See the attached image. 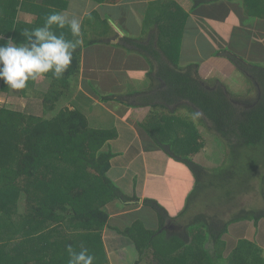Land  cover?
<instances>
[{
  "label": "trees",
  "instance_id": "1",
  "mask_svg": "<svg viewBox=\"0 0 264 264\" xmlns=\"http://www.w3.org/2000/svg\"><path fill=\"white\" fill-rule=\"evenodd\" d=\"M10 1L3 6L6 17H0V44H6L9 39L19 44L18 25L15 21L18 9L20 5L25 11L31 7L29 0ZM94 1L99 4H118L122 0ZM190 1L193 5L191 10L195 14L210 4H215L217 9L230 11L222 5L233 3L241 10L238 26L246 28L242 30L243 35L249 39L254 37L256 46L234 52L226 48L216 51L214 55H222L250 80L257 92L255 100L235 101L223 84L218 82L209 86L200 78L199 63L180 66L179 50L188 15L174 0H157L151 3L142 35L136 38L125 37L122 39L125 43L116 45L131 53L134 51L130 47L136 45L131 41L142 40L146 35L152 37V43L136 45L150 67L147 75L151 81L150 93L137 97L135 103H131L122 97L128 98L135 93L126 95L124 92H117L118 94L101 96L103 94L100 93L98 83H85L86 88L109 107L114 101H119L131 109L150 108L147 117L134 125L144 134L142 141L147 149L163 151L173 162L184 167L183 173H178L177 176L190 181L192 185L187 196L189 203L185 204L178 216L170 218L160 203L146 198L144 207L155 211L158 219L154 228L147 227L142 219L136 218L137 213L129 215L134 219L124 229L112 225L111 215L105 208L108 200L117 199L124 205L137 207L140 198L125 194L108 176L111 161L117 155L111 142L120 138L119 129L113 123L106 125L110 126L107 128L91 126L90 117L80 104L84 102L87 107L92 108V100L83 91H76L83 49L97 44L109 45L108 40L116 35L108 19H102L97 12H92L81 25L83 44L73 54L68 71L60 79H55L50 74L45 76L49 81L48 90L39 91L35 95L41 100L42 114H29L10 108L0 110V146L2 152L5 151L0 157V240L3 239V242L0 241V264H68L69 245L75 251L86 248L95 257L94 264H110L103 240L105 229L116 230L133 242L138 254V260L134 264H140L149 250L154 252L159 264H188L183 256L178 262L172 258L179 252L192 250L191 246L197 238L203 239L210 245V249L205 248L192 255L191 264H264V249L256 241L238 239L225 257L229 242L227 244L223 240L229 227L235 222L247 220L258 225L264 220V209L255 213L244 208L227 221L222 220L217 211L212 214L206 211L198 213L195 219L185 221L186 226L176 222L189 214L191 203L194 205V202H190L191 198L192 201L195 199L194 189L201 185L199 183L202 180L207 183L211 179L210 188L217 187L225 193L226 200L231 201L238 197L243 184H248L251 179L254 183L262 172L257 180L260 181V194L264 198V0ZM173 6L175 12H171ZM56 30L57 35L66 32L69 39H72L67 28ZM2 34L8 39L2 38ZM162 35L167 40L161 39ZM249 50L251 59L242 54ZM35 84L36 81H30L27 89L22 90L21 97H31ZM181 110H187L182 117L181 113L179 115ZM191 117L202 124L199 127L216 134L225 143L224 151L227 152L225 161L220 166L209 169L194 160L193 157L202 150L205 140L199 130L195 134L196 126H193L192 123L195 122ZM98 120L96 118L97 122ZM97 125L103 124L98 122ZM55 157H68L78 166L81 175H76L75 183L82 184L83 190L75 193L76 187L81 188L77 184L72 189L63 185L55 188V178L51 179L50 175L54 174L50 167H53L52 160ZM171 170L174 175L176 168L171 167ZM244 174L246 179L241 186L234 185V181H239ZM213 178L215 179L212 180ZM219 180L221 184H215ZM196 182L199 185L196 186ZM58 189L63 195L74 198L89 195L90 203L95 206L82 212L74 207L70 210L67 201H61L63 199L57 195ZM253 190L255 186L251 192ZM21 192L26 193L29 198L34 197V201L28 202L25 222L19 228L27 238L20 243L14 238L13 242L18 243H12L5 240V233L16 228L18 223L15 219L18 216H15L16 208L9 206L8 198L15 194L18 196ZM223 200L225 197L219 202ZM80 205H83V201ZM170 220L177 225L169 223ZM65 222L68 223L70 232H57ZM48 224L53 226H47ZM174 226L177 228L174 229ZM192 230H197L200 237L194 236L193 240ZM35 231L49 233L47 237H42V233L36 239L32 237Z\"/></svg>",
  "mask_w": 264,
  "mask_h": 264
},
{
  "label": "crops",
  "instance_id": "2",
  "mask_svg": "<svg viewBox=\"0 0 264 264\" xmlns=\"http://www.w3.org/2000/svg\"><path fill=\"white\" fill-rule=\"evenodd\" d=\"M156 1L157 0H122L118 4H99L94 0H29L31 5L30 9L25 11L20 5L18 15L15 19L16 24L18 25L17 33L20 34L17 36L18 43L24 41V37L21 34L23 31L43 26L46 16L56 11L63 13L68 19H79L81 25L87 15L92 12H97L102 19H108L116 32V35H113L108 40L111 45L97 44L83 49L79 80L81 81V85H83V89L80 91H83L86 96L90 97L95 105L93 106L92 104V108L87 107L86 103H83L82 105L80 104V106H86L87 108L85 109H91V114L96 106L100 109L103 108L102 112L105 114V119L108 121L107 125L112 124L111 116H113L114 119L112 125L116 126L120 132V138L111 142L113 150L117 155L111 161L112 167L108 176L113 178L111 179L114 183L121 184L127 195H137V197L140 198L137 207L129 205L118 207L116 201L113 203V207L116 208L115 211H112L109 208L112 203L105 206L106 210L111 215L112 225L117 226L119 229H124L129 221L134 219L129 217L132 213H137L136 218L139 217L142 219L147 227H155L156 218L153 216H151V218L150 215L146 213L149 208H145L143 205L146 198L155 199L161 206L165 207L170 218L178 216L185 207L184 201L189 194L188 191H191L192 186L189 183L190 181H184L183 178L177 176L180 173H183L184 167L182 165L173 162L163 151L149 150L143 144L140 132L136 129L134 123L137 124V122L143 121L149 114L150 108L136 107L131 109L125 105V110L121 112H116L115 110L110 111L107 108L109 107L108 104L101 103L99 99L96 98L95 93L90 92L85 86L86 81H95L99 84V80L104 79L107 87L105 93L113 92L111 86L107 85L108 80H110L111 84L114 86H117L118 88L120 87L117 90L118 92L125 93L126 85L125 87H122L125 83L132 85L131 89L142 90L143 92L135 93L131 96L135 99L145 93L151 92V81L150 78L147 77L150 67L141 54L142 52L140 53V49L136 45L137 43H152V37L146 35L142 40L131 41V43L136 44L130 47L131 51H134L131 53H127L124 49L116 47V45L125 43L122 40L125 37L136 38L142 35L148 7L151 3H155ZM20 2H23V0H20ZM174 2L188 15L182 43H194L196 45V56L195 58H190L189 61H195L193 63H201L200 67L204 62H213L219 67L224 66L223 69H220H222V72L229 75V77L224 76V84L228 85V83L234 80V77L238 76V74L233 72L228 60L222 57V55L215 56L214 53L226 48L233 52L240 50L243 51V48L247 47L253 49L257 44L254 41V37L249 39L243 35L242 30L246 28L238 26L241 10L233 3L222 5L230 11H226L224 8L217 9L215 4H210L204 6L200 13L195 14L191 10L193 5L190 0H174ZM4 4L5 0H0V16H4ZM175 11L176 9L173 6L171 12ZM165 20L166 18H164V21ZM53 27L57 32L58 30H56L55 26ZM153 31L155 30H152V32ZM1 36L2 38L4 37L8 39L3 34ZM162 38L167 40L165 35H162L161 39ZM262 49L264 50V42L262 43ZM244 52H242V54H244L247 59L252 58L250 50ZM103 56L108 57L105 62L108 64V69H110V74H112L111 76H109V71L107 72L106 70L97 67L99 65V59ZM109 57L114 59V67L109 66ZM130 77L133 78V80H131ZM44 78L47 79L46 77ZM143 79L146 83L144 85L139 84L140 80ZM238 79L239 78H236L234 80L235 83ZM235 83L232 82L231 84ZM47 86L49 88V85ZM37 92H39L38 89L33 90L31 92V97L38 99L35 96ZM21 93L22 90L11 92V89L7 88V85L0 81V110L8 108L7 100L9 101V97L23 99ZM129 98L130 97L125 98V101ZM112 106L114 107L113 104ZM112 106L109 108H112ZM14 110L24 112L21 109ZM102 112L101 110L99 111L98 122L100 124H103V119L101 118ZM87 116L89 117L88 114ZM126 118L132 121V123ZM2 154H5V151L2 152V147L0 146V157ZM193 158L195 160L196 155ZM171 167L176 168L174 175L171 174L173 173L171 172ZM136 182L139 184L137 185ZM184 182H187V186ZM181 188L183 190L180 192L181 196H179L177 193ZM178 197L182 198V200H178ZM170 222L175 224V221L173 220H170L169 223ZM247 222L244 223L243 226L237 227L236 225H233L229 227V230L231 229L234 231V235H232L230 231L231 235L229 237L230 239H228L230 241H228L229 245L225 252V257L229 255L233 246L240 238L254 240L264 249V221L259 223L258 228L254 227L255 225L252 222H248L249 224L246 225ZM176 228L177 226H174V229ZM36 234L40 235L42 232L35 231L32 234V237L35 238ZM19 235L20 236H16L17 240L18 237L19 239H21V237L22 239L27 238L25 234L21 235L19 233ZM103 240L109 255L110 264H134L138 260V255L134 249L133 242L122 236L119 232H116V230L105 229ZM183 254L184 252H179L173 256L172 260L175 262L180 261V257L183 256ZM147 255L156 257L151 250H149V253H146L145 256ZM145 256L140 264H149V261L145 260ZM158 261V258H156L155 262L157 264Z\"/></svg>",
  "mask_w": 264,
  "mask_h": 264
},
{
  "label": "rangeland",
  "instance_id": "3",
  "mask_svg": "<svg viewBox=\"0 0 264 264\" xmlns=\"http://www.w3.org/2000/svg\"><path fill=\"white\" fill-rule=\"evenodd\" d=\"M4 1V0H3ZM10 2L9 0H5V3ZM214 5V4H213ZM11 12V11H10ZM1 17V16H0ZM2 17H6V15L2 16ZM20 35V34H18ZM65 38L69 39L68 35L66 34V32L64 33ZM237 45V44H236ZM196 45L194 43H181L180 45V50H179V63L180 66L182 67H186L187 64L193 63L195 61H189L190 58H195V51H196ZM205 55V54H204ZM108 57L103 56L101 59H99V65L97 66L98 68H102L104 70H106L107 72L109 71V76H111L112 74L110 69H108V64L105 62V60ZM113 58L111 59L109 57V66L110 67H114L113 65ZM247 60V59H246ZM231 69L233 70V72H235L236 74H238V76L234 77V80L236 78H239L237 80V82L235 83L234 80H232L230 83H228V85L224 84L225 80H224V76L225 77H229V75H227L226 73L222 72L223 67H219L216 63L213 62H208V63H203V65L199 68L200 69V78L205 80V82L208 83L209 86L215 85L218 82L223 84L224 86H226V88L229 90V92L232 95V98L236 101V100H247V101H253L255 100L256 96H257V92L256 89L253 87V84L250 82V80L244 76L243 74H241L240 72H238L236 70V68H234V66L229 62ZM113 65V66H112ZM179 65V64H178ZM201 65V63H200ZM106 67V68H103ZM222 68V69H220ZM237 72H236V71ZM88 73V72H87ZM215 74V76H214ZM131 80H133V78L130 77ZM124 82V81H123ZM232 82H234L235 84H231ZM146 82L143 80H140L139 84L144 85ZM227 83V82H226ZM89 84V83H88ZM123 84V83H122ZM35 89H38L39 91H46L49 85V81L48 79L42 78L36 81L35 84ZM107 85H110L111 88L113 89V92L111 93H105L107 91V87L105 85V81L104 79H100L99 80V88H100V93L103 94L101 96H107V95H111V94H118L117 90L120 88H118L117 86H114L113 84H111V81L108 80L107 81ZM126 85V91L125 94H133V93H139V92H143L142 90L139 89H131L132 86H129L130 84H124L122 85V87H125ZM91 86L93 87V84H91ZM76 91H80L81 89H83V85H81V81L79 80V83L76 84ZM11 92H15L14 90L11 89ZM32 92V91H31ZM33 98V99H32ZM74 98V97H73ZM123 100H125L124 97H122ZM135 98L130 97L129 99H127V101L131 102V103H135ZM7 106L8 108L11 109H21L22 111H24L25 113H31V114H35V115H41L42 114V103L40 99H36L35 97H31V98H23V99H14L12 97H9V101L7 100ZM17 102V104H16ZM66 103V102H65ZM84 102H82L83 104ZM93 106L94 105V101H92ZM114 107L112 106V108L107 107L110 111L115 110L116 112H121L123 110H125V105L119 101H114L113 102ZM67 106H70L69 104H66ZM72 108V107H70ZM81 108H83V111H86V113L89 115L90 117V121H91V126L93 127H97V128H107L110 126H106L107 125V120L105 119V114L102 112L103 108H99V107H95L94 111H92V114L90 113L89 109H85L87 108L86 106H81ZM173 109V108H172ZM101 110L102 112V116L101 118L103 119V125H97V121L96 118H99V111ZM187 110H181V112H179V115L181 113V117L184 115V113ZM84 113V112H83ZM85 114V113H84ZM96 117V118H95ZM112 117V123H113V116ZM191 119L195 122L192 123L193 126H196L195 129V134H197L198 130L202 136V139H204V145L202 150L196 154V159L195 161L202 165L203 167L212 169L215 167L220 166L221 164H223V162L225 161V155L227 151L226 150V145L223 142V140L221 138H219L216 134L210 132L209 130H206L203 127H199L202 124L199 123V121L196 120L195 117H191ZM198 127V128H197ZM142 131L140 130V136L143 138L144 134L142 133ZM199 134V133H198ZM227 162L229 163L228 159H226ZM53 167H50V169H52L53 173L55 174H51V179H53V177L55 178L54 181V185L55 188H59L61 185H63L65 188H73L75 184V177L76 175H81V170H79L78 166L76 164H74L70 159H68V157H66V159H60L55 157L53 160ZM227 163V164H228ZM79 172V173H78ZM264 172V171H263ZM261 173L258 174L257 179H259V177L261 176ZM112 178V177H110ZM209 178V177H207ZM113 179V178H112ZM215 178H213L212 180H214ZM246 176L241 175L240 180H235L234 185H240L243 181H245ZM255 180L254 183L252 182V179L249 181V183H245L243 184L242 187H240V193L238 195V197L234 200L228 201L226 200V196L224 195L225 193H223L222 191H220L217 187L214 186L213 189L210 188V181L211 179L208 180L207 183H205L204 180H202L201 185H199L197 182L195 183V185H199L194 189V200L192 201V198L190 200V202H194V205H192L191 203V207H190V211L189 214L181 219V220H176V222H180V223H184L183 225L186 226L185 224L191 220L192 218L195 219L197 217V214L200 212H210L211 214L215 211H217L219 213L220 216H222V220H226L227 219H231L233 215L237 214L239 210L241 209H246L247 211H255V213L257 212V210H263L264 209V198L261 196L260 194V181L259 180ZM214 182V181H213ZM85 183V182H82ZM137 185L139 184L138 182H136ZM187 186V182H184ZM125 194L126 191L125 189L121 186V184L115 183ZM215 184H221V180H219V182L215 183ZM80 185L81 188H77L74 189L76 190L75 193H78V191L83 190V185L82 184H77ZM255 186V190L252 191L253 187ZM59 190V189H58ZM183 189L181 188V190L177 193L179 196L180 192ZM190 191H188L189 193ZM66 194V193H65ZM90 194V193H89ZM240 194H242L240 196ZM57 195L63 199L61 201L68 203V206L71 209H76L78 212H82L86 209H89L91 207H94L95 205H92V202L90 203L89 200V195L80 197V198H74L73 196H68V195H63L61 193V191L59 190V192H57ZM61 195V196H60ZM223 197H225V200H223L222 202H219ZM34 197L29 198L27 196L26 193L21 192V194H19L18 196L15 195H11L10 198H8V204L11 208H16V214L15 216H18L15 220L18 223V225L16 226L15 229H13L12 231H8V233H5V240L12 242V243H20L23 239L21 237V239L18 240L16 239V236H20L19 233L22 235V233L20 232L21 228V224L23 222H25V216H26V207L28 202L30 201H34L33 200ZM66 201H65V200ZM178 200H182V198L178 197ZM189 198H186L184 203L187 204L189 203ZM188 200V201H187ZM83 201V205H80V203ZM93 201V200H92ZM114 201H116V205L118 207H122V205H124L122 202H120L119 200H108L105 205H110V203H112L109 208L112 211H115L116 208L113 207V203ZM99 202V201H98ZM98 202H96L98 204ZM45 203V202H44ZM74 207V208H72ZM165 208V207H164ZM216 208V209H215ZM205 209H211V210H205ZM28 212V211H27ZM150 216H153L156 218V212L148 209L147 212ZM2 219V218H0ZM185 221H187L185 223ZM264 221V220H262ZM158 222V220H157ZM247 220L245 221H238L235 222L233 224H231V226L236 225L237 227L239 226H243L244 223H246ZM248 222H252L254 223V227L258 228L259 224L257 225L254 221H248ZM247 222L246 225H248L249 223ZM176 224V223H175ZM56 225V224H55ZM177 225V224H176ZM245 225V226H246ZM47 226H53L52 224H48ZM47 229V228H46ZM45 229V230H46ZM59 229H61L60 231L57 232H62V231H66V232H70V228L68 226V223H64L63 226H61ZM234 229V228H233ZM264 230V228H263ZM230 231L232 233V235H234V231L233 230H229L228 233H226L223 237V240L225 242H227L228 244V239H230ZM44 233V232H42ZM49 231H47L46 233H44L42 235L43 236H48ZM39 234L35 235V238L39 237ZM194 236L200 237L197 230H192L191 231V238L194 240ZM15 238V241L18 242H13ZM202 238V237H201ZM0 241L3 242V239H1ZM207 243H205V241L203 239H195L194 244L191 246L192 250H187L184 252V259H186L188 262V264H191L192 262V255L198 253L199 251L202 252L203 249L207 248L210 249V245H206ZM135 249V247H134ZM136 250V249H135ZM146 253H149V251H147ZM138 255V254H137ZM206 257V256H205ZM145 260L149 261V264H157L156 261V257H152V255H147L145 256ZM226 263V262H225ZM148 264V263H147ZM159 264V263H158ZM221 264H224L223 262H221Z\"/></svg>",
  "mask_w": 264,
  "mask_h": 264
},
{
  "label": "clouds",
  "instance_id": "4",
  "mask_svg": "<svg viewBox=\"0 0 264 264\" xmlns=\"http://www.w3.org/2000/svg\"><path fill=\"white\" fill-rule=\"evenodd\" d=\"M56 29L67 28L72 39H66L63 32ZM24 41L17 44L9 39L0 44V81L14 91L25 90L30 81L34 82L51 75L60 79L68 71L73 54L83 44L81 22L77 18L68 19L63 13L47 15L43 26L25 30ZM68 264H94L95 257L86 248L75 251L68 246Z\"/></svg>",
  "mask_w": 264,
  "mask_h": 264
},
{
  "label": "water",
  "instance_id": "5",
  "mask_svg": "<svg viewBox=\"0 0 264 264\" xmlns=\"http://www.w3.org/2000/svg\"><path fill=\"white\" fill-rule=\"evenodd\" d=\"M121 32V31H120Z\"/></svg>",
  "mask_w": 264,
  "mask_h": 264
}]
</instances>
